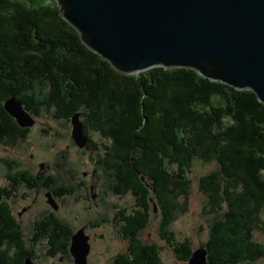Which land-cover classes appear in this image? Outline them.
Listing matches in <instances>:
<instances>
[{
  "label": "trees",
  "instance_id": "trees-1",
  "mask_svg": "<svg viewBox=\"0 0 264 264\" xmlns=\"http://www.w3.org/2000/svg\"><path fill=\"white\" fill-rule=\"evenodd\" d=\"M209 68L205 71L212 74ZM11 96L36 116L46 111L72 120L80 113L88 136L85 148L112 172L113 193L135 195L138 209L119 212L130 244L115 264H163L161 247L144 243L140 232L153 200L161 210L164 237L175 240L171 226L187 209L195 159L217 164L200 178L205 208L217 213L208 240L201 243L208 264H253L264 257V242L255 237L256 230H264V102L254 90L186 66L122 73L82 41L60 14L57 0H0V142L5 145L17 144L31 130L4 107ZM89 130L105 141L93 140ZM9 178L8 187L0 186V264L34 260V247L42 240L48 241V255L69 253L74 229L53 212L36 223L27 245L9 203L19 180ZM19 178L29 189L41 179L48 187L56 181L28 171ZM71 190L62 186L52 193ZM174 246L188 261L190 240Z\"/></svg>",
  "mask_w": 264,
  "mask_h": 264
},
{
  "label": "water",
  "instance_id": "water-1",
  "mask_svg": "<svg viewBox=\"0 0 264 264\" xmlns=\"http://www.w3.org/2000/svg\"><path fill=\"white\" fill-rule=\"evenodd\" d=\"M53 1V0H52ZM60 14L82 41L122 73L156 66L196 69L200 74L254 90L264 102V0H57ZM212 67V74L206 68ZM22 127L35 117L16 96L4 101ZM73 139L88 144L80 113L72 117ZM48 202L58 208L51 192ZM156 208V204H155ZM85 227L71 237L75 264H88ZM207 249H193L189 264H208ZM31 257L26 264H34ZM24 263V264H25Z\"/></svg>",
  "mask_w": 264,
  "mask_h": 264
},
{
  "label": "rangeland",
  "instance_id": "rangeland-1",
  "mask_svg": "<svg viewBox=\"0 0 264 264\" xmlns=\"http://www.w3.org/2000/svg\"><path fill=\"white\" fill-rule=\"evenodd\" d=\"M33 116L35 123L30 126L25 139H20L14 145L0 142V186L8 187L9 176L19 180L9 203L22 226L24 240L30 247L35 237L36 223L46 220L53 212L72 226L74 232L85 227L91 242L88 264H115L117 255L127 252L130 244L129 239L123 236L119 212L125 209L129 214L138 209L135 195L113 193L112 172L95 160L94 152L76 144L70 119L55 118L46 111ZM89 134L95 141H105L95 130H89ZM11 162L14 163L11 165ZM216 167L214 162L194 160L189 171L191 191L187 209L178 212L171 226L175 233L174 243L164 237L160 226L161 210L152 200L151 214L140 232V238L146 244L157 243L161 247L163 264H189V260L182 259L175 251L177 242L187 238L193 249H197L208 240L217 213L205 208L207 197L201 190L200 178ZM24 171L39 177L52 175L56 178L55 184L45 186L47 180L41 179L37 188L29 189L19 178ZM62 186L72 190L60 196L52 193L54 188ZM48 192L56 199L57 209L47 201ZM255 237L264 242V230H256ZM48 246V241L42 240L34 247L36 264H75L71 252L64 254L58 251L55 255H48ZM253 264H264V257Z\"/></svg>",
  "mask_w": 264,
  "mask_h": 264
},
{
  "label": "bare ground",
  "instance_id": "bare-ground-1",
  "mask_svg": "<svg viewBox=\"0 0 264 264\" xmlns=\"http://www.w3.org/2000/svg\"><path fill=\"white\" fill-rule=\"evenodd\" d=\"M71 122H72V120H71ZM72 135H73V124H72ZM86 146H87V145H86ZM86 146H85V147H86ZM31 262L34 263V264H36V262H35L33 259H31ZM25 264H26V263H25Z\"/></svg>",
  "mask_w": 264,
  "mask_h": 264
},
{
  "label": "flooded vegetation",
  "instance_id": "flooded-vegetation-1",
  "mask_svg": "<svg viewBox=\"0 0 264 264\" xmlns=\"http://www.w3.org/2000/svg\"><path fill=\"white\" fill-rule=\"evenodd\" d=\"M82 185H84V184H82Z\"/></svg>",
  "mask_w": 264,
  "mask_h": 264
}]
</instances>
